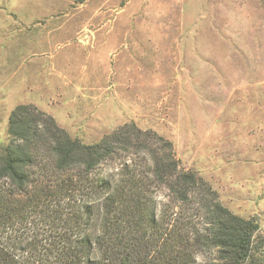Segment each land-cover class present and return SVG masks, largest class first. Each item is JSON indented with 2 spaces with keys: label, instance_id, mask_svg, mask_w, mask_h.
Wrapping results in <instances>:
<instances>
[{
  "label": "rangeland",
  "instance_id": "374dc122",
  "mask_svg": "<svg viewBox=\"0 0 264 264\" xmlns=\"http://www.w3.org/2000/svg\"><path fill=\"white\" fill-rule=\"evenodd\" d=\"M18 104L87 143L126 123L172 141L258 220L264 264V0H0V149Z\"/></svg>",
  "mask_w": 264,
  "mask_h": 264
},
{
  "label": "trees",
  "instance_id": "16d2710c",
  "mask_svg": "<svg viewBox=\"0 0 264 264\" xmlns=\"http://www.w3.org/2000/svg\"><path fill=\"white\" fill-rule=\"evenodd\" d=\"M8 134L0 264H257L258 220L181 169L173 142L155 131L126 123L87 143L18 104Z\"/></svg>",
  "mask_w": 264,
  "mask_h": 264
}]
</instances>
